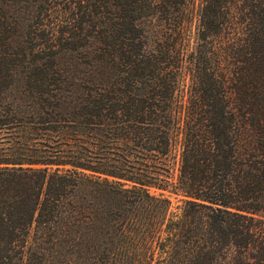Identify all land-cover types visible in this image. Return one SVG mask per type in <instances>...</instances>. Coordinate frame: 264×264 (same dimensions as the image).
<instances>
[{
    "label": "trees",
    "instance_id": "trees-1",
    "mask_svg": "<svg viewBox=\"0 0 264 264\" xmlns=\"http://www.w3.org/2000/svg\"><path fill=\"white\" fill-rule=\"evenodd\" d=\"M192 6L0 0V264H264V0Z\"/></svg>",
    "mask_w": 264,
    "mask_h": 264
},
{
    "label": "rangeland",
    "instance_id": "rangeland-1",
    "mask_svg": "<svg viewBox=\"0 0 264 264\" xmlns=\"http://www.w3.org/2000/svg\"><path fill=\"white\" fill-rule=\"evenodd\" d=\"M190 4H193L192 12H193V23L191 25L192 32L198 31V24H199V15L202 10V0H190ZM177 171L174 172V178H176ZM175 202V201H174Z\"/></svg>",
    "mask_w": 264,
    "mask_h": 264
}]
</instances>
